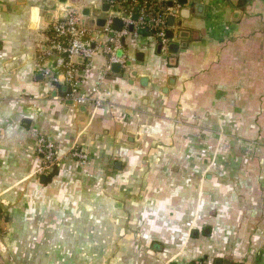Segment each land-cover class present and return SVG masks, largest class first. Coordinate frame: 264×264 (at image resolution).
I'll return each instance as SVG.
<instances>
[{"label":"crops","instance_id":"1","mask_svg":"<svg viewBox=\"0 0 264 264\" xmlns=\"http://www.w3.org/2000/svg\"><path fill=\"white\" fill-rule=\"evenodd\" d=\"M67 5L81 20L101 0H0L8 228L77 242L76 264H264V0H187L176 51L126 36L125 64L103 78L96 49L78 76L99 100L79 104L36 65ZM42 133L59 160L48 182L36 174Z\"/></svg>","mask_w":264,"mask_h":264},{"label":"built area","instance_id":"2","mask_svg":"<svg viewBox=\"0 0 264 264\" xmlns=\"http://www.w3.org/2000/svg\"><path fill=\"white\" fill-rule=\"evenodd\" d=\"M103 1V0H101ZM110 8L105 11V23L95 31H91L80 22L81 12L72 5L64 8V15L56 19L50 26V34L37 54V69L48 77L51 82L65 83L68 86L66 97L73 103L98 102L95 92L97 86L86 90L80 89L79 61L88 68L91 66L93 53L96 49L106 55V60L98 68L100 78L105 77L114 61L124 65L126 56L124 36H138L147 33L160 41L161 48L167 49L172 40L167 35L170 28L168 18L180 14L182 4L177 0H106ZM121 20V27L112 26L114 18ZM131 26V27H130ZM101 35H99V33ZM123 50L117 55L118 49ZM37 150L41 151L40 159L45 167L58 165L54 142L47 134H39ZM43 147V149H42ZM39 153V152H38ZM73 155L85 157V154L74 149ZM193 264H206L204 260H196Z\"/></svg>","mask_w":264,"mask_h":264},{"label":"rangeland","instance_id":"3","mask_svg":"<svg viewBox=\"0 0 264 264\" xmlns=\"http://www.w3.org/2000/svg\"><path fill=\"white\" fill-rule=\"evenodd\" d=\"M99 8L92 7L91 12L88 15L86 14L87 16L83 15L81 17L80 22L85 26H92L94 16L105 15V12L101 11ZM37 147L36 145V153L40 158L42 152L38 151ZM78 157L84 158L82 156ZM42 165L43 162L42 159H40L38 167L40 168ZM49 168L45 167L41 171H36V174L40 175V173H46ZM4 216H7L6 220ZM9 216L11 215H9L6 207H3L0 210V264H76L77 259L80 260L76 254L75 245L77 242L72 240L55 241L59 238L54 235L45 241L33 242L27 237L28 233L31 232V228L26 224L24 226H19L20 228L18 229H12V226L10 229L8 228L7 219H9ZM52 228L53 227H43V230L46 233L54 232ZM37 229H35V231ZM11 232H13V234H11ZM60 244H62V246ZM65 244L68 246L66 247ZM83 258L88 260V257ZM78 263H80V261H78Z\"/></svg>","mask_w":264,"mask_h":264},{"label":"water","instance_id":"4","mask_svg":"<svg viewBox=\"0 0 264 264\" xmlns=\"http://www.w3.org/2000/svg\"><path fill=\"white\" fill-rule=\"evenodd\" d=\"M59 1H66V0H59ZM178 2L180 4H186L187 3V0H178ZM110 8V4L109 2H107L106 0H103L101 1V5H100V9L101 11L105 12L107 11L108 9ZM184 12V13H183ZM189 12H190V9L187 7V6H184L182 7V11H181V15L185 18L189 15ZM65 12H63L61 15L63 16ZM82 13L83 14H88L89 13V7L88 6H85L82 8ZM105 23V17L104 16H98L96 18V24L101 26ZM168 24L170 26V28H168L167 30V35L173 39V36H174V29L173 27L175 26V24L177 25H181V20H178L176 22L175 20V17L174 16H170L168 18ZM112 26L115 28V29H119L121 27V20L117 17V18H114L113 22H112ZM131 27V26H130ZM183 33L180 32V36H182ZM121 41L123 43H126V38L124 36L121 37ZM161 48V43L160 41H158L157 43V50L159 51ZM169 48L170 50L172 51H176L177 48H178V43L175 42V41H172L170 44H169ZM139 52H136V55L138 54ZM123 54V50L120 48L118 49L117 51V55H122ZM120 62L118 61H114L112 62L111 64V69L115 70V71H119L120 69ZM66 86V85H65ZM67 87V86H66ZM223 263V260L221 257H218L214 260V264H222ZM226 264H230V261H227Z\"/></svg>","mask_w":264,"mask_h":264},{"label":"trees","instance_id":"5","mask_svg":"<svg viewBox=\"0 0 264 264\" xmlns=\"http://www.w3.org/2000/svg\"><path fill=\"white\" fill-rule=\"evenodd\" d=\"M58 171V165L53 164L51 168H49L46 173H40V178H42L43 182H48L52 179L53 175L56 174ZM7 216H4V219L6 220ZM203 259V258H200Z\"/></svg>","mask_w":264,"mask_h":264}]
</instances>
